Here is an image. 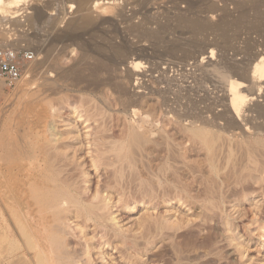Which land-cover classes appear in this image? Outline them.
I'll use <instances>...</instances> for the list:
<instances>
[{
  "label": "rangeland",
  "instance_id": "rangeland-1",
  "mask_svg": "<svg viewBox=\"0 0 264 264\" xmlns=\"http://www.w3.org/2000/svg\"><path fill=\"white\" fill-rule=\"evenodd\" d=\"M250 1L251 4L249 0H116L113 5L93 14L94 21L99 24L94 22V26L81 29V32L68 29L71 21L87 14L75 15L76 10L71 8L72 4L77 5L75 0H25L19 3L20 9L16 6L5 9L9 21L5 28L2 27L4 29L0 28V47L25 49L34 54V59L27 63L30 70L15 88H6L0 81V152L15 145L18 147L15 157L24 163L22 165L26 169H30L28 174L20 177H41L47 181L56 180L57 183L68 176V180L79 181L83 189H95L98 181L104 184L115 180L118 188L124 186L127 189L125 198L130 203L137 199L141 201L143 197L146 202L152 199L155 207L139 203L131 205L132 210L114 207L109 212L129 236L127 239L125 232H121L127 243L121 244V237L114 239V243L121 244L123 248L127 245L135 264H264V129L263 132L258 131L261 135H257L256 126L253 128L250 125L262 124V119L254 121L256 114L247 112L245 123H240L241 130L227 132L225 135L230 137L224 135V140L215 143L210 152L209 148L191 137L189 121L192 117L181 118L182 115L195 114L209 117L221 112L223 107L216 106V103L224 95L220 91L225 90V83L221 82L223 79L219 74L223 72L224 65L232 62L247 64L259 54L264 55V4L260 5L258 14L252 9L254 0ZM243 6L250 8L251 13L236 24V18L243 12L241 9L245 10ZM210 9H214L215 13H210ZM117 10L124 13L121 11L118 15ZM9 13L12 18L22 15L17 20L12 19ZM185 16L198 20L202 16L200 20L207 24L206 28L196 34L189 32L181 24ZM57 19L60 22L55 26L58 32L46 39L43 34ZM229 19L234 22L227 21ZM15 25L22 28H15ZM222 25L230 26L224 32ZM62 30L69 35L63 36ZM58 39L65 41L51 49L48 42ZM71 39L73 42H70ZM66 41L70 42L69 45H65ZM108 41L109 44L112 41L115 48L121 44L119 48L123 49L127 58L122 57L124 55L114 58V47L107 44ZM207 44H212L218 53L210 62L208 59L204 61V56H201L208 48ZM171 47L175 48L172 50ZM84 52H88L87 56ZM96 52L99 57L92 55ZM61 54L64 55L57 61ZM100 54L109 57L113 69L110 72L103 70L95 78L100 81L99 86L95 84L91 69L96 67L95 60L102 57ZM49 57L56 59L55 64L59 63L65 70L72 68L68 72L70 77L75 71L82 73L84 80L77 87H65L61 96H52L54 99L64 98L63 102L69 100L75 105L47 118L44 91L57 75L52 68L53 62L44 64ZM137 60L144 61L140 72L131 68L132 61ZM82 63L89 65L83 66ZM255 64L256 61L253 67ZM216 70L220 72L217 74ZM109 77L111 80L113 77V82ZM101 79L107 80L103 84ZM258 99L256 104L264 105V98ZM83 105L94 114L91 124L99 129L97 136L100 142L89 156L87 153L90 150L82 145L86 141L83 139L87 131L85 123L79 124V118L73 114L74 108L84 111L86 107ZM207 109L211 112L207 113ZM103 112L106 114L103 115ZM144 117L147 119L145 123L142 121ZM249 118L253 121L247 125ZM132 129L142 137L139 143L132 140L135 135ZM257 140L262 144L256 143ZM120 151L125 155L121 162ZM229 151L233 153L232 158H228ZM3 171V177H7L9 171ZM114 177L123 178L116 180ZM2 181L4 179L0 178ZM139 183L142 190L138 187ZM146 192H150L148 197H145ZM126 209L128 212H124ZM113 253V250L110 251V255Z\"/></svg>",
  "mask_w": 264,
  "mask_h": 264
},
{
  "label": "bare ground",
  "instance_id": "bare-ground-1",
  "mask_svg": "<svg viewBox=\"0 0 264 264\" xmlns=\"http://www.w3.org/2000/svg\"><path fill=\"white\" fill-rule=\"evenodd\" d=\"M24 1L25 0H0V28H2V27L5 28L6 22L9 21L8 11L5 9L14 8L15 6L19 7V9H20L21 6L19 5V3H24ZM75 1L77 2V5H74V4L71 5V8L76 10L75 15L82 14L85 12H87V14L82 15L80 19L71 21L69 24L67 23L68 27H69L68 29L71 30L72 32H76V31L78 32L81 29H86L88 27L91 28L90 26H92V25L94 26L97 21L96 22L94 21L95 19L93 17L94 16L93 14L99 10H102L108 6L113 5L116 0H75ZM237 2H238V0H237ZM249 3L251 4L250 0H249ZM67 4H68V2H67ZM236 4L237 3H234V5H236ZM244 4L246 5L245 7L248 6L246 3H243L242 5H244ZM261 4H264V0H254L252 9L257 12ZM62 5H64V4H62ZM211 5H213V2ZM242 5H241V7H242ZM31 7H32V5H31ZM241 7H240V9H241ZM63 8H64V6H63ZM210 8H211V6H210ZM234 8H235V6H234ZM249 9L245 8V10H243V8H242L241 10L243 12L241 10H238V11H241L242 13H240L239 18H236V20H235L236 24H238L239 22L241 23V21L243 19H245L247 16L249 17V15H248V13L250 12ZM65 10L66 9H64V11ZM206 10H207L206 12H208V9H206ZM121 11H120V13H121ZM213 11H214V9L211 10L210 13H212ZM117 12H118V10H117ZM120 13L118 12V15ZM122 13H124V12L122 11ZM214 13H215V11H214ZM202 14H203V12H202ZM21 15L22 14H18L12 18L11 14H10V17L12 19H17ZM122 15H124V14H122ZM95 16H96V14H95ZM99 16H101V15L99 14ZM224 16H225V14H224ZM120 17H122V16H120ZM201 17H199V20H198L195 18H186V16H185V19H183L181 21V24L184 26V29L187 28L189 30V32H192L195 34L199 33L200 30H204L207 26V24H205V22L204 23L201 22V20H200ZM219 17H218V19H219ZM222 17L223 16H221V18ZM28 18L30 19V17H28ZM100 18L101 17H99V19ZM182 18H184V17H182ZM226 18H225V20H226ZM29 19H28V21H29ZM48 19H50V18H48ZM232 19H233V17H232ZM233 20L230 21V19H229L227 21L233 23L234 22ZM24 22H26V20ZM94 22H95V24H94ZM218 22H219V20H218ZM223 22H224V20H223ZM11 23H13V22H11ZM58 23H60L59 19H57L56 22L53 21L52 25H50L51 27L49 28V30H47L46 32L44 31L46 34L42 33L43 37H45V35H46V39H49L51 34L58 32L55 28V26H57ZM19 24H21V23H19ZM97 24H99V23H97ZM215 24H218V23H215ZM221 24H223V23H221ZM8 25L11 26V24H9V23H8ZM27 26H29V25H27ZM228 26H230V25H225L224 27L222 25L221 29L223 27L222 30H224V32H225L227 30ZM14 27L17 28L18 25H17V27H16V25ZM19 27H18V29H19ZM4 28H2V29H4ZM20 28H22V27H20ZM231 28H233V27H231ZM213 29H215V28L213 27ZM10 30L12 33V28ZM216 31H218V30L216 29ZM65 33H67V32L62 30L61 34L63 36L69 35V34H65ZM13 34H14V32H13ZM104 36H106V35H104ZM155 36H157V34H155ZM94 37H97V36H94ZM147 37H149V34ZM160 38H161V35H160ZM152 39H153V37H152ZM107 40H109V39H107ZM110 40H112V39H110ZM154 40L156 41V39H154ZM64 41H65V39L50 40V42H48L49 43L48 45L52 49L53 47H57L59 44H61ZM71 41L73 42L72 39L70 40V42ZM162 41L163 40H160L159 42H162ZM70 42L66 41L65 45H69ZM111 42H110V44H111ZM107 44H109V41ZM153 44H155V42ZM120 45H118V46L120 47ZM207 45H208V48L205 47L206 50H203V52L201 53V56H204V58H203L204 61H205V59H208L210 62V60L213 61L216 58V54H218V53H216L215 47L212 48L213 47L212 44H207ZM44 46H45V44H44ZM111 46H112V44H111ZM114 46L115 45H113L112 47H114ZM2 47H7V46H2ZM83 47H86V46L83 45ZM89 47H90V43H89L88 49H89ZM119 47L118 48L114 47L113 53L116 55V57H114L115 55L113 56L114 58H117V56H120V58H121V56L125 54L123 49H121ZM176 47L178 48V45ZM92 48L94 49V47H92ZM92 48H91V52H93ZM95 48H96V46H95ZM44 49H45V47H44ZM171 49H172V47H171ZM42 50L39 49V51H42ZM108 50H110V48ZM99 51H100V48H99ZM247 51H248V49H247ZM101 52H102V50H101ZM104 52L106 54V51H104ZM171 52L172 51H170V53ZM207 52L209 55L207 54ZM97 53L98 52H96L94 54L92 53V55H97ZM175 53H176V51H175ZM38 54H40V52ZM87 54H88V52H87ZM87 54L85 56H87ZM206 54L208 55V57L205 56ZM63 55L61 54L59 57H57V61L61 60ZM106 55L103 54V55H101L102 57H100L99 60L98 59L95 60V62L97 61L96 62L97 65L95 63L94 64L92 63L93 65H96V67L94 69H91V70H93L92 77L94 78L95 84H97V85L100 84V81H97V79H95V78H98L100 76L99 75L100 72L103 70H107L106 72H108V71L110 72L113 69L112 66L110 65V61H109L110 59H109V57H106ZM125 56L126 55H124L122 57H125ZM125 58H127V56ZM247 58H249V57H247ZM94 59L95 58H93V60ZM112 59H111V61H112ZM55 61H56V59L51 58V57H49L47 60L44 61V64H48L49 62H53L54 64L52 65V68H53V70H55L57 72L56 77L54 79L50 80L52 82L51 86L47 85V87L44 91V94L46 95L45 96V111L47 114L46 115L47 118H49L51 116V114H53V113H57V114L60 113V111L67 109L68 106L73 108L75 105V103L69 102V100L63 102L64 98L54 99L52 96L53 95L61 96L62 93H64L65 87L66 88H68L69 86L70 87H77L78 84L82 83L84 80L82 73H78L75 71H73L74 76L73 77L71 76L72 77V79H71L70 73H68V72L72 71L73 69L71 68V69H69V71L65 70L61 67V65L59 63L55 64ZM253 61L254 62L256 61V64L254 65V67H253V63H254ZM253 61L251 60L247 64L242 63V62H240V63L232 62L230 64L225 63L226 66L224 65L223 72H220V70H218L220 72L219 73L216 70V73L217 74L219 73L221 76V79H223L221 82L224 81V83H225V86H224L225 90L220 91V92H224L223 98H222V100L219 101V103H216V106L219 105L220 107L221 106L223 107V110L222 111L220 110L221 112H219L218 114H216V112H215V114L213 113L214 115H210L209 117H205L204 114L202 115L201 114L202 112L199 113L201 115L197 114V116H196V114L194 116H190V115H185V116L182 115L181 116V118L185 117V119H187V118L191 119V117H192V121H189V123H190L189 126L191 127V128H189L191 137L194 140L199 141L205 147L209 148L210 152H212L211 148L214 146L215 143L219 142L222 139L224 140V138L226 136L225 134H227V132H230L232 130H236L238 128H240V130H241V128H242L241 122L245 123L246 119L248 118L247 112L256 114L255 118L252 115V117L254 118L253 119L254 121L262 119V122L264 123V105L261 104L262 106H260V104H256V101L259 100L258 97L264 98V55L259 54L258 56H256V58ZM85 62H83V63H85ZM118 62H120V61H118ZM143 62L141 60L140 61L137 60L135 62L132 61L131 64L133 67L131 66V68L134 69V72H140L139 69L142 68ZM214 63H216V62H214ZM210 64H212V62ZM84 65L85 64H83V66ZM87 65H89V64H86L85 66H87ZM213 65L214 64H212V67H213ZM27 67H28L27 70H30L29 66H27ZM220 67H222V66H220ZM217 68L219 69V67H217ZM82 70H84V69H82ZM214 71H215V69H214ZM115 72H117V70ZM104 74H106V73H104ZM51 76H53V75H51ZM89 76L91 77L90 73H89ZM109 76H110V74H109ZM85 77L87 78L88 76H85ZM110 77H109L110 81L114 80L113 77H112V80ZM218 77H219V75H218ZM114 78H116V76ZM104 80H107V79H104ZM217 80H219V79H217ZM101 81H102V79H101ZM39 82H40V80H39ZM85 83H87V82H85ZM89 84L92 85V83H89ZM103 84H104V82H103ZM110 84H112V83H110ZM116 85H118V84H116ZM122 86H124V85H122ZM98 88H100V87H97V89ZM84 91L85 90L83 89V93H84ZM97 91H99V90H97ZM124 91H126V90H124ZM257 92H258V94H257ZM120 93H119V95H120ZM100 95H101V93H100ZM122 96H125V95H122ZM121 98H119V99H121ZM130 100L131 99L129 98V101ZM100 101H101V99H100ZM263 103H264V101H263ZM97 105H96V110L99 109V108H97L98 107ZM137 105H138V103H137ZM85 107L86 106H84V108ZM86 108L82 112L77 110V108H74L73 114H74V116L77 117V119L79 118V120H78L79 124L81 122L85 123L84 129H86L87 131H85L86 134L84 135L83 139L86 141L84 143H82V145L84 144L83 146H85L86 149L90 150V152L88 151V153H87V155L89 156L91 154V150H94L97 147V143L100 142V140L98 139V136H97L99 133V129H96V127H94L93 124H91L94 114L91 113L88 110V108L87 109ZM211 109H213V108H211ZM211 109H207V113L211 112ZM190 110H192V109H190ZM101 111H103V110H99V112H101ZM187 111L185 113H187ZM96 112H98V111H96ZM188 112L190 113V111H188ZM192 112H195V111L192 110ZM104 114H106V113L103 112V115ZM192 114H194V113H192ZM96 115H97V113H96ZM178 116H180V115H178ZM104 118H105V116H104ZM145 119L146 118L144 117L142 121L144 122ZM249 119H250V121L247 120V125L253 121V120L251 121V118H249ZM99 121L100 120H98V122ZM180 121H182V119H180ZM59 123H61V122H59ZM105 124H106V122L104 123V126H106ZM255 124L256 123H254V124L252 123L250 125H253L252 126L253 128H254V126H256L255 127L256 129H254V130H257V133L255 132V134L261 135L260 132H263V129H264L263 125L264 124L263 125L261 123L258 125L257 124L255 125ZM101 125H102V123H101ZM140 127L141 126H139V128ZM253 128H252V130H253ZM186 130H185V132H186ZM133 131H135V130H133ZM258 131H260V132L258 133ZM56 132H59V131H56ZM232 132L234 133V131H232ZM134 133H135V135L132 132V134H133L132 138L133 139L132 138L131 139L133 141L139 143L141 141L142 137L138 133H137L138 134L137 135L136 131ZM227 136H229V135H227ZM105 138H103V139H105ZM102 141H104V140H102ZM71 142H72V140H71ZM128 143L131 144V142H128ZM222 143H224V142H222ZM256 143L262 144V142L259 140H257ZM79 145L82 146L81 144H79ZM120 145H122V144H120ZM67 147L70 148V146H67ZM117 149H118V147H117ZM65 150H67V149H65ZM70 150H72V149H70ZM17 151H18V147L15 145L11 149H4L2 152H0V178L4 179V181L0 182V264H135L136 263V262H134V263L132 262L134 260L131 259V253H128L129 247L127 248V245H126V247L123 248V246L121 245V244L125 245V243H127V242H125L126 239H123L125 237L124 235H123L124 237L122 238L121 232H125V231H122L123 227H121L119 225L120 223L117 222V218L112 217L113 213L110 215L109 212L114 207H116L118 209L119 208H131L128 210H132L133 209L132 206L133 205L137 206L139 203H142L145 206L149 205L150 207H155L152 204L153 203L152 199H151V201L146 202V200L143 197V200L141 199V201H139L137 199L136 201H134V203H130L125 198V196H126L125 190H127V189H124L123 188L124 186L118 188V183L115 180H112V182H108V183H104V184H100V181H98V185L96 186L95 189H91V187L83 189L78 184L79 181L76 182L75 180H72V179L68 180V176L66 177L67 180L65 179L63 181L62 180L59 181L61 184H59L58 181L56 183L55 182L56 180H53V179L50 181H47L46 179H43L41 177H27V178L26 177H20L21 175L24 176V175L28 174L30 172V171L28 172V170H30V169H26V167H24L22 165L24 163L21 160H19V158L15 157V153ZM83 152H84V148H83ZM93 152L94 151H92V153ZM114 152H115V150H114ZM118 153L120 154V156H119L120 160L119 161L121 162V158H124L125 155L121 151ZM231 154L233 155L232 151L230 152V157L228 156V158H232ZM228 155H229V153H228ZM78 156H79V154H78ZM100 156H102V155H99V157ZM77 158H79V157H77ZM119 161H117V162H119ZM1 163H3V164H1ZM56 164H58V163H56ZM111 166H113V165H111ZM50 167H52V166H50ZM56 167H57V165H56ZM3 169H6L9 171L8 175H6L7 177H3L5 175V172L3 171ZM56 169H58V168H56ZM116 170L120 171V169H118V168ZM114 172H116V171H114ZM116 174L118 175V172H116ZM80 178H82V177H80ZM114 178L116 180L117 179L120 180L123 177H120V178L114 177ZM135 181H138V180H134V182ZM90 184H92V183H90ZM131 184H133V183H131ZM143 184H144V182H143ZM145 184H144V186H145ZM119 185H120V183H119ZM138 187L140 190H142V188H143L141 183L138 184ZM144 189H145V187H144ZM140 190H139V192H140ZM145 190L147 191V189H145ZM149 193H147L145 195V197H148ZM153 199H156V198L154 197ZM178 203H180V202H178ZM134 208H136V207H134ZM128 210L126 209V210H124V212H128ZM122 216L123 215H121L120 217H122ZM121 221L122 220H120V222ZM139 225H140V223H139ZM125 234H126V232H125ZM126 236H127V234H126ZM120 237H121V239L119 241H121V244L116 245V243H114V239H118ZM128 238H129V236H127V239ZM129 240H128V242H129ZM135 241H137V240H135ZM117 244H119V243H117ZM129 244H131V243H129ZM112 250L114 251V253L112 255H110V251L112 252Z\"/></svg>",
  "mask_w": 264,
  "mask_h": 264
},
{
  "label": "built area",
  "instance_id": "built-area-1",
  "mask_svg": "<svg viewBox=\"0 0 264 264\" xmlns=\"http://www.w3.org/2000/svg\"><path fill=\"white\" fill-rule=\"evenodd\" d=\"M34 59V54L25 49L0 47V81L6 88H15L23 79L27 63Z\"/></svg>",
  "mask_w": 264,
  "mask_h": 264
}]
</instances>
